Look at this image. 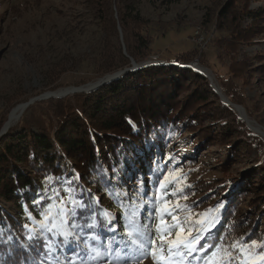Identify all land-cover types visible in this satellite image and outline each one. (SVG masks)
<instances>
[{
  "label": "trees",
  "instance_id": "1",
  "mask_svg": "<svg viewBox=\"0 0 264 264\" xmlns=\"http://www.w3.org/2000/svg\"><path fill=\"white\" fill-rule=\"evenodd\" d=\"M78 1L104 33L95 57H87L96 66L97 78L129 67L130 57L136 62L150 59L154 39L166 34L149 31L153 23L136 12V0ZM213 1L216 4L201 21L221 34L210 42L230 61L219 59L227 71L213 75L230 101L241 104L257 120L258 106L248 105L241 90L250 84L254 71L264 70L238 67L237 73L231 53L264 19V6L251 9L249 0ZM195 51L128 71L91 92L34 102L26 107L29 118L25 115L0 135V264H48L54 252L45 243L55 241L50 231L29 217L26 205L35 217L55 203L58 214L70 187L75 189L74 198L86 205H63L67 229L85 244L71 248L72 256H82L84 247L97 245L119 256L124 244L132 242L130 237L139 238L134 233L137 222L146 220L139 221L142 212L153 211L154 194L175 190L187 200V209L202 208L209 216L195 233L203 236L204 251L188 255L184 249V264L201 262L216 245L221 246L219 251L235 255L238 248H249L262 255V261L254 264H264V140L220 101L205 75L185 65L195 60ZM59 68L56 64L41 72L50 79ZM5 119L6 111L0 123ZM184 132L195 133V138H185L190 151L174 148L168 153ZM204 146L220 147L213 157L220 177L182 187L161 182L166 173L197 165L196 156ZM244 157L251 159L250 165L232 169ZM93 221L95 226L89 227ZM237 241L242 243L233 247Z\"/></svg>",
  "mask_w": 264,
  "mask_h": 264
},
{
  "label": "rangeland",
  "instance_id": "2",
  "mask_svg": "<svg viewBox=\"0 0 264 264\" xmlns=\"http://www.w3.org/2000/svg\"><path fill=\"white\" fill-rule=\"evenodd\" d=\"M136 1V12L153 23L149 31L152 34L160 32L159 35L162 31L166 33L165 36L154 39L152 43L154 53L150 59L157 61L173 59L179 52L196 49L195 60L190 62L196 63L193 66L199 65L207 68L219 90L227 97L213 75L215 71L221 74L227 71V67L221 64L219 59L230 63L228 58H224V52H220V49L210 42L213 37L221 36V34L215 31L211 24L204 25L201 21L205 13L209 9L212 10V5L214 6L216 3L213 0ZM249 5L251 9H256L264 6V0H249ZM252 29V36H249L244 43H240L234 53H231L232 64L237 73H240L239 69L248 70L250 67H257L258 71L264 70V19L258 20ZM103 36L104 33H102L99 25L89 17V14L85 13L78 0H0V117L2 112L6 111V119L0 123V129L8 121L11 110L17 104L35 99L30 103L34 105V102L50 98L49 96L40 98L41 96L53 92L56 94L63 93V96L70 95L73 92L69 90L87 87L96 81L98 79L94 72L96 66L91 61L89 62L87 57H95L96 49L99 43H102ZM118 37L126 54L120 30ZM56 64L62 66V69L59 68V73L55 76L58 79L55 77L49 79L42 75L41 71H45L49 67L52 68ZM238 78L240 79V76ZM249 81L250 84L241 91L247 96L246 103L248 105L255 103L258 106L259 119L250 117L241 104L232 103L227 98L231 105L240 107L243 113L264 129V72L258 74L254 71ZM218 96L220 101L229 106L246 125V120L230 104L223 102L222 96ZM12 98H15V101L10 105L7 102ZM255 99H258L259 102H254ZM27 110L26 108L18 119L6 129L9 130L17 126L21 119L27 115ZM26 117L29 118L30 116L27 115ZM259 120L261 122H258ZM247 128L255 133L249 126ZM255 134L261 137L259 134ZM183 135L167 148L168 153L173 152L174 148L179 149L178 151H190L187 139L189 137L195 138V133L184 132ZM261 138L264 140L263 137ZM219 149V146L209 148L204 146L196 156L197 165H190L183 171L166 173L162 175L161 182L173 181L176 187H182L200 179H210L213 176L220 177L219 166L213 160ZM179 153L182 154V152ZM250 163L251 159L244 157L243 162L236 161L232 164V169L235 167L245 169ZM67 166H69L68 162ZM169 193L164 192L162 194L157 191L154 194L153 211L151 213L142 212L139 221L141 219L146 220L137 222L134 233L139 238L130 237L132 242L124 244L119 256L110 253L109 247L100 245L91 248L84 247L83 250L86 253L82 256L80 254L70 255L68 251L71 248L85 244L71 233L64 223L62 230L71 233V235L67 236V243L64 244L61 243L65 239L63 235L56 234V229L50 231L55 241L51 242L52 247L55 249V246H59L57 250L52 251L54 257L49 258L47 263H186L187 260H185L182 251L187 248L183 247V243L196 237L195 233L198 232L202 223L205 224L209 216L200 220L199 218L207 213L206 211H202V208L187 209L185 198L179 197L175 190ZM55 208L52 207L49 211L34 217V211L30 209L29 204L26 205V210L30 211L29 217L38 225L44 222L48 227H51L53 222L58 225L61 224V217ZM45 214L49 216L47 221H45ZM26 219L29 220V218ZM43 229L48 230L47 227ZM177 233H179L181 242L179 248L177 244L173 243L178 239ZM95 240L97 241V239ZM45 245L48 247L47 243ZM170 247L173 249V253L179 252L180 254H169ZM127 249L130 251H125ZM240 249L235 251L236 255L229 253L230 250L218 251L214 259L217 264H254L262 261L261 254H257L249 248H245L243 252ZM153 250H155V258L153 257ZM58 251L61 254H58ZM97 251L102 255L96 256ZM210 255L211 252L197 264H206ZM239 259H241L240 262Z\"/></svg>",
  "mask_w": 264,
  "mask_h": 264
},
{
  "label": "snow or ice",
  "instance_id": "3",
  "mask_svg": "<svg viewBox=\"0 0 264 264\" xmlns=\"http://www.w3.org/2000/svg\"><path fill=\"white\" fill-rule=\"evenodd\" d=\"M66 191L68 192V197L67 199H62L60 201V209H59V213L58 215H60L61 217V224L58 225L56 224L55 222L52 223L51 227H48V225L44 222H41L40 223V227L41 228H45L47 227L48 228V231H52L53 229H56V234H59V235H63L65 237V239L61 242V243H64L66 244L67 243V236L71 235V233H68V232H64L62 230V224L64 223H67V219H66V212L67 210L63 207V205L66 203V202H70L72 203L73 205H75L76 207H79V208H84L86 207V205H84L83 203H81L80 201H77L75 198H74V191L75 189L73 188H68L66 189ZM56 195L58 196L59 193H56ZM43 199V197H42ZM35 203H39V201H36ZM52 207H56L55 203L53 205H50L49 208L51 209ZM72 212H73V215H75V209H72ZM105 215H107V213H105ZM49 218L48 214H45V221H47ZM173 219H175V217H173ZM95 226V221H93V224L92 225H89V227H94ZM73 227H75V225H73ZM159 231V229H158ZM177 241H174L173 243L177 244V247L179 248L180 247V240H179V233H177ZM91 239L95 240L97 239V237L94 235L92 237H90ZM29 239H32V237L30 236ZM203 239V236L198 234L195 238L191 239V240H188V241H185L183 243V247L184 248H187V254L190 255L192 252H195L197 250H200V251H204V245L203 244H200V241ZM242 241H237L236 243L233 244V247H236L238 246L239 244H241ZM256 242L253 241V244H255ZM215 247V250L211 252V255L208 257V260L206 261V264H217V261L214 259L217 255V252L220 250V245H216L214 246ZM48 248L50 251H55V249L52 247V244L51 242L48 243ZM241 252L244 251L243 247H241ZM169 254H180L179 252L177 253H173V249L170 247L169 248ZM102 255V253L100 252H96V256H100ZM207 255V253H206ZM230 255V254H229ZM153 257L155 258V250H153ZM93 259H95V257H93Z\"/></svg>",
  "mask_w": 264,
  "mask_h": 264
},
{
  "label": "water",
  "instance_id": "4",
  "mask_svg": "<svg viewBox=\"0 0 264 264\" xmlns=\"http://www.w3.org/2000/svg\"><path fill=\"white\" fill-rule=\"evenodd\" d=\"M118 29L120 30L119 27H118ZM152 63H168V62H167V61H164V60H158V61H157V60H151V59H147V60H144V61L136 62L132 57H130V66H129V67H124L123 69L117 70V71H115V72H112V73H109V74H105V75H109V77L106 78V79H102V78H104V76H105V75H103L102 77L98 78L96 81L90 83L89 86H87V87L74 88L71 92H81V91H83V92H88V91H90V92H91V90L96 89L97 87L101 86L102 84L108 83V82H110V81H112V80L118 78V77H119L121 74H123V73H126V72H128V71H133V70H135V69H139V68H141V67H144V66L149 65V64H152ZM193 64H196V63H194V62H189V63H187V64H185V65L188 66V67H191L193 70H196V69L194 68ZM196 71H197V70H196ZM198 73H201V72H198ZM201 74H203V75H205L206 77H208V79H209V81H210V82H209L210 85L212 86V88L214 89V91H215L218 95H220V97H221L220 92H219V91L217 90V88L213 85V83H212L211 80H210V77H209L207 74H205V73H201ZM65 93H66V92H65ZM50 95H51V96H55V97H59V96H63L64 94H63V93H62V94H49V95H46V96H41L40 98H43V97L45 98V97H47V96L50 97ZM34 100H35V99H29V100L25 101V107L28 106L30 103H32ZM221 100H222V98H221ZM222 101H223V100H222ZM223 102H224V101H223ZM244 120H245V119H244ZM246 125H247V123H246ZM247 126H248V125H247ZM6 131H7V129H4V126H3V127L0 129V135L4 134Z\"/></svg>",
  "mask_w": 264,
  "mask_h": 264
},
{
  "label": "bare ground",
  "instance_id": "5",
  "mask_svg": "<svg viewBox=\"0 0 264 264\" xmlns=\"http://www.w3.org/2000/svg\"><path fill=\"white\" fill-rule=\"evenodd\" d=\"M194 68H195L198 72L205 73V74H207L209 77H211V78H210V79H211V82H212L213 85L217 88V90L220 92V94H221V96H222V98H223V101H224L225 103H227V104H230L228 98L225 97V96L222 94V92L219 90V88H218V86L216 85V83L213 81V76L210 75V71H209L207 68H205V67H201V66H199V65H194ZM108 77H109V75H105L104 78H102V79H106V78H108ZM72 90H73V89H71V90H69V91H72ZM49 94H56V93L53 92V93H49ZM230 105H231V104H230ZM231 106L233 107V109H234L235 111L238 112V114H239L240 116H242L243 119L246 120L248 126H249V127L255 132V133L259 134L261 137L264 138V129H263L261 126L257 125V124H256L253 120H251V119H250L245 113H243V111H242V109H241L240 107H237V106H235V105H231ZM24 108H26V107H25V102L22 103V104L17 105L16 107H14V108L11 110V112H10V114H9V117H8V121L4 124V129H6V128H7L12 122H15V121L18 119V117L21 115V113L24 112V110H25Z\"/></svg>",
  "mask_w": 264,
  "mask_h": 264
}]
</instances>
